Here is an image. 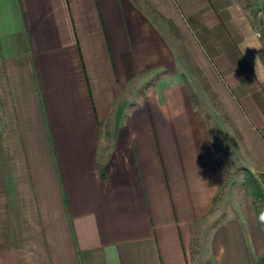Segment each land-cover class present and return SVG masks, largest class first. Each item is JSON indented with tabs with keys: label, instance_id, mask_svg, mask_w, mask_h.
I'll return each instance as SVG.
<instances>
[{
	"label": "crops",
	"instance_id": "obj_1",
	"mask_svg": "<svg viewBox=\"0 0 264 264\" xmlns=\"http://www.w3.org/2000/svg\"><path fill=\"white\" fill-rule=\"evenodd\" d=\"M259 10L0 0V264H264L212 135L264 196Z\"/></svg>",
	"mask_w": 264,
	"mask_h": 264
},
{
	"label": "rangeland",
	"instance_id": "obj_2",
	"mask_svg": "<svg viewBox=\"0 0 264 264\" xmlns=\"http://www.w3.org/2000/svg\"><path fill=\"white\" fill-rule=\"evenodd\" d=\"M187 72L189 76L198 77V73L194 72L190 68L187 69ZM209 128L212 131L213 125H209ZM212 133L216 140L215 148L217 150L218 159L223 169V180L219 189V193L217 195V199H222L224 200V202L228 203V205H231L234 199L235 192L233 190H236V192L240 193V189L242 190L243 188L245 193L253 194L255 185H252L253 183H251L252 176H247L246 178L245 174H243L241 169L243 164H241L239 158H236L233 150V145L224 144V141L220 140L219 136L217 134H214V131H212ZM254 182L257 183L258 187H261L262 182L259 183L257 180ZM253 199L257 202L260 209H264V199L259 200L255 195L253 196Z\"/></svg>",
	"mask_w": 264,
	"mask_h": 264
},
{
	"label": "built area",
	"instance_id": "obj_3",
	"mask_svg": "<svg viewBox=\"0 0 264 264\" xmlns=\"http://www.w3.org/2000/svg\"><path fill=\"white\" fill-rule=\"evenodd\" d=\"M257 17L260 19L259 28L255 31V36L257 38H264V12L259 10L257 12Z\"/></svg>",
	"mask_w": 264,
	"mask_h": 264
},
{
	"label": "trees",
	"instance_id": "obj_4",
	"mask_svg": "<svg viewBox=\"0 0 264 264\" xmlns=\"http://www.w3.org/2000/svg\"><path fill=\"white\" fill-rule=\"evenodd\" d=\"M252 183V182H251ZM254 195L258 197L259 200L264 199V196H262L259 191L257 190V187H254L253 191ZM255 205L257 204L256 201H254ZM258 205V204H257ZM256 205V206H257ZM258 207V206H257ZM257 212L259 214V217L261 218V223L264 224V209L257 208Z\"/></svg>",
	"mask_w": 264,
	"mask_h": 264
},
{
	"label": "clouds",
	"instance_id": "obj_5",
	"mask_svg": "<svg viewBox=\"0 0 264 264\" xmlns=\"http://www.w3.org/2000/svg\"><path fill=\"white\" fill-rule=\"evenodd\" d=\"M249 47H252L251 45ZM246 49V48H245Z\"/></svg>",
	"mask_w": 264,
	"mask_h": 264
}]
</instances>
